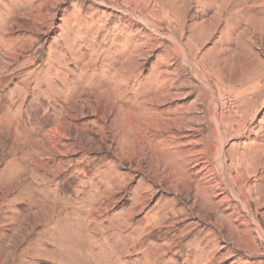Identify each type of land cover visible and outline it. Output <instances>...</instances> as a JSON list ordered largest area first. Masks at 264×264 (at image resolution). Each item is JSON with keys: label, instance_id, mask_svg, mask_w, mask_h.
Masks as SVG:
<instances>
[{"label": "rangeland", "instance_id": "rangeland-1", "mask_svg": "<svg viewBox=\"0 0 264 264\" xmlns=\"http://www.w3.org/2000/svg\"><path fill=\"white\" fill-rule=\"evenodd\" d=\"M0 264H264V0H0Z\"/></svg>", "mask_w": 264, "mask_h": 264}, {"label": "bare ground", "instance_id": "bare-ground-1", "mask_svg": "<svg viewBox=\"0 0 264 264\" xmlns=\"http://www.w3.org/2000/svg\"><path fill=\"white\" fill-rule=\"evenodd\" d=\"M185 57V59H186V63L189 65V66H191V64H190V61H189V58L187 57V56H184ZM192 67V66H191ZM216 114V113H215ZM213 117H215V116H213ZM247 121H250L249 119L247 120ZM247 121H246V123H247ZM218 123V122H217ZM223 133V132H222ZM219 135H221V138H222V142H221V153H218L217 155H218V158L220 159V164H219V167H220V169L222 168L223 169V165H224V162H223V154H222V151H223V146H224V144L226 143V139H224L223 138V136H222V134L220 133ZM235 136V135H234ZM238 136V135H237ZM237 136H235V137H237ZM220 152V151H219ZM217 161H218V159H217ZM218 164V163H217ZM219 171V170H218ZM227 171V170H226ZM200 172V171H199ZM222 176H224L223 174H222ZM227 177V176H226ZM223 178V177H222ZM221 178V179H222Z\"/></svg>", "mask_w": 264, "mask_h": 264}]
</instances>
